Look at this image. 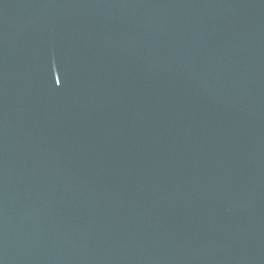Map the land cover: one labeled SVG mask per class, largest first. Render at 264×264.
<instances>
[{
	"label": "water",
	"instance_id": "1",
	"mask_svg": "<svg viewBox=\"0 0 264 264\" xmlns=\"http://www.w3.org/2000/svg\"><path fill=\"white\" fill-rule=\"evenodd\" d=\"M0 264H264V0H0Z\"/></svg>",
	"mask_w": 264,
	"mask_h": 264
}]
</instances>
